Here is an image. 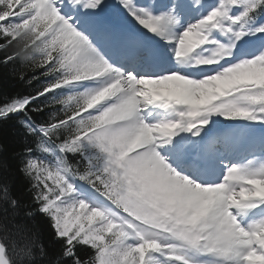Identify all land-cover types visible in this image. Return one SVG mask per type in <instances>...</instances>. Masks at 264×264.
Instances as JSON below:
<instances>
[{"label": "snow or ice", "instance_id": "snow-or-ice-1", "mask_svg": "<svg viewBox=\"0 0 264 264\" xmlns=\"http://www.w3.org/2000/svg\"><path fill=\"white\" fill-rule=\"evenodd\" d=\"M0 72V264H264V0H0Z\"/></svg>", "mask_w": 264, "mask_h": 264}, {"label": "trees", "instance_id": "trees-1", "mask_svg": "<svg viewBox=\"0 0 264 264\" xmlns=\"http://www.w3.org/2000/svg\"><path fill=\"white\" fill-rule=\"evenodd\" d=\"M29 89L20 81L12 79L8 76L7 72H0V93L13 94L16 92H26ZM0 142L5 145V152L3 153V158L8 161L9 168L3 173V179L6 180L12 188V191L16 195H20L27 199V194L24 189L26 187V181L24 178L16 171L15 161L11 159V154L14 151H18L21 147V143L13 133V129L10 124L4 125L0 129ZM37 224L39 230L42 234V239L45 243L48 242L49 237L47 234L46 226L41 223L40 218H37Z\"/></svg>", "mask_w": 264, "mask_h": 264}]
</instances>
